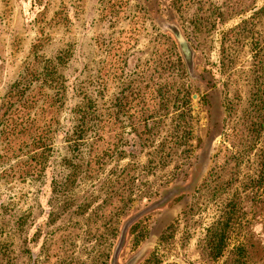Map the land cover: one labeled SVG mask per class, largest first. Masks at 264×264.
Masks as SVG:
<instances>
[{
  "label": "rangeland",
  "instance_id": "obj_1",
  "mask_svg": "<svg viewBox=\"0 0 264 264\" xmlns=\"http://www.w3.org/2000/svg\"><path fill=\"white\" fill-rule=\"evenodd\" d=\"M57 76L43 147L0 117V264H112L176 187L120 264H264V0H0V116Z\"/></svg>",
  "mask_w": 264,
  "mask_h": 264
},
{
  "label": "trees",
  "instance_id": "obj_2",
  "mask_svg": "<svg viewBox=\"0 0 264 264\" xmlns=\"http://www.w3.org/2000/svg\"><path fill=\"white\" fill-rule=\"evenodd\" d=\"M50 61V60H49ZM44 68L47 70L46 75L50 74L49 72L53 69H56L55 66H52V62H48L44 66ZM36 71L33 70V68H30L29 71L26 73V77H32L36 76ZM38 77V76H36ZM50 80H44L41 84L34 87H25L22 91L18 93H12L10 96H7V98L4 101L3 105V111L1 113V125H2V136L4 140L7 142V144H13L18 142V140L22 141V143L19 146L25 147L27 146L31 150H36L38 145L39 147H43L42 141L44 140V137H42L40 134H37L36 130L33 129V127L36 125V123L39 121L35 118V114L32 113V108L36 107V104L39 102V100L44 97V103H49V101L54 100L52 98V95L49 92L48 89L54 88V84L59 85L58 76L55 78H48ZM53 81L55 83H53ZM46 83H50L52 85H46ZM60 86V85H59ZM57 88V91L55 93L56 96L59 95L60 88ZM56 88V87H55ZM50 99V100H49ZM58 99L55 101L57 102ZM46 104H43L45 106ZM42 106V107H43ZM24 143V145H23ZM29 152V151H28ZM36 156H42L41 152H36L32 155V158H36ZM37 160V158H36ZM37 164L35 166V169H33V172H35L38 168ZM226 231L224 230V227L219 226L218 228V234H217V253L215 256L219 257L222 254V248L223 243L225 242L226 238Z\"/></svg>",
  "mask_w": 264,
  "mask_h": 264
},
{
  "label": "water",
  "instance_id": "obj_3",
  "mask_svg": "<svg viewBox=\"0 0 264 264\" xmlns=\"http://www.w3.org/2000/svg\"><path fill=\"white\" fill-rule=\"evenodd\" d=\"M161 25H166V26H169V28H171V30H173L180 43H181V46L184 50V54L186 56V59L188 61V64L189 66L192 65V62H191V57H190V53H189V50H188V47L186 45V42L184 40V38L181 36L180 32L177 30L176 26L174 24H167L166 22L165 23H161ZM187 188H180V187H176V188H173L171 190H169L168 192H166L164 194V196L154 202L153 204H151L150 206H147L146 208L142 209L141 211L137 212L136 214H134L133 216H131L126 222L125 224L123 225V228H122V231H121V235H120V238H119V241H118V244L115 248V251H114V255H113V260H112V264H120L119 263V257H120V253L124 247V244L126 242V237H127V233H128V230L129 228L139 219L141 218L142 216H144L145 214L159 208V207H162L164 206L168 201H170L176 194L180 193L181 191L185 190ZM144 249L140 250L139 252H137L134 256H132L125 264H136L139 259L142 257V255L144 254Z\"/></svg>",
  "mask_w": 264,
  "mask_h": 264
}]
</instances>
